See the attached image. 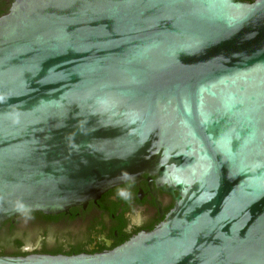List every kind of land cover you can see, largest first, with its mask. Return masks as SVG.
Instances as JSON below:
<instances>
[{
  "label": "water",
  "instance_id": "obj_1",
  "mask_svg": "<svg viewBox=\"0 0 264 264\" xmlns=\"http://www.w3.org/2000/svg\"><path fill=\"white\" fill-rule=\"evenodd\" d=\"M137 181L174 201L151 232L0 264H264V0H14L0 17V225L18 199L56 215Z\"/></svg>",
  "mask_w": 264,
  "mask_h": 264
},
{
  "label": "flooded vegetation",
  "instance_id": "obj_2",
  "mask_svg": "<svg viewBox=\"0 0 264 264\" xmlns=\"http://www.w3.org/2000/svg\"><path fill=\"white\" fill-rule=\"evenodd\" d=\"M14 0H0V17ZM250 4L256 0H237ZM130 188L132 198L124 201L117 193ZM174 204L170 194L151 182H127L104 192L84 207L44 215L24 223L17 214L0 225V257L29 255L77 256L109 252L135 236L151 232Z\"/></svg>",
  "mask_w": 264,
  "mask_h": 264
},
{
  "label": "clouds",
  "instance_id": "obj_3",
  "mask_svg": "<svg viewBox=\"0 0 264 264\" xmlns=\"http://www.w3.org/2000/svg\"><path fill=\"white\" fill-rule=\"evenodd\" d=\"M123 175H127V174H123ZM129 179H134V178L129 177ZM117 195L124 201H130L132 198V193L130 188L119 189ZM2 199L3 197H0V200ZM13 209L16 213L20 215L24 223H28L29 221L34 219L33 213L36 211V209L30 205L25 204L23 200L20 199L16 200L13 204Z\"/></svg>",
  "mask_w": 264,
  "mask_h": 264
}]
</instances>
